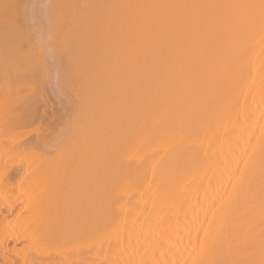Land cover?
Returning a JSON list of instances; mask_svg holds the SVG:
<instances>
[{
  "label": "bare ground",
  "instance_id": "bare-ground-1",
  "mask_svg": "<svg viewBox=\"0 0 264 264\" xmlns=\"http://www.w3.org/2000/svg\"><path fill=\"white\" fill-rule=\"evenodd\" d=\"M52 1L75 130L0 211L29 245L0 264H264V0Z\"/></svg>",
  "mask_w": 264,
  "mask_h": 264
},
{
  "label": "rangeland",
  "instance_id": "rangeland-1",
  "mask_svg": "<svg viewBox=\"0 0 264 264\" xmlns=\"http://www.w3.org/2000/svg\"><path fill=\"white\" fill-rule=\"evenodd\" d=\"M37 1L38 0H36V1L31 0L30 2H29V0H13V2H12V0H0V23H1L0 24V44H1L0 45V60H1L0 65H2L4 67L3 68L2 66H0L1 69L3 68L2 70H0V83H2V85L0 84V88L2 89V90L0 89L1 90L0 91V100L1 99L3 100V102H2V100L0 102V112H1L0 113V135L2 136V134H4L3 138L0 137V141H1L0 142V168L2 165V168L5 167V169L8 167H9L8 169H11V170H16V168L21 169V170L26 169V174L24 173L25 175H22L20 178L8 179V180L4 181V183L2 184V186H4V188L0 189V211L2 213L5 212V208L9 205V202L12 201L14 193H17V191L19 192V190H17L16 188H20V186L18 187L17 184L20 185L22 183V185H21V187H22L23 184L25 183L24 182L25 180H27L28 182L31 181L30 176L33 175L32 172H34L37 169V166H38L40 160L43 159V158H41L40 155L42 154V156L45 157L47 155L46 151L48 153H51V152L53 153L55 150L54 146L55 145L60 146L61 143H63L62 139L64 140L67 136H69V134L72 135L74 133V131L72 133V128L75 130L74 126H72L73 119L75 118V116H74L75 114H72V113H74V111H75V109L73 108V104L76 100L75 99L76 97H74L73 90L70 91L67 89V92H66V89H63V88H65V86H64L65 83L63 85V80H65V79H63V77H62L64 72H65V71H63V68H64L63 64L65 63V61H63L61 63L59 62L60 66H58L59 63H57L59 56H61L62 53L64 54V52L60 50V47H57V46L55 47L54 45H52L53 36L57 37L56 38L57 45H59V43H61V41H62L61 37L62 36L59 35L58 33L60 31L62 33V28L59 27L58 29H56V31L58 33L55 32L56 33V35H55V33H54L55 30H54V26H53V23L55 24V15L51 13L52 11H50L52 8V5H53V1L52 0H44L45 3L43 2V0H39V2H37ZM20 3H21V5H20ZM26 3H29V5L27 6ZM1 6H2V9H1ZM11 6H13L14 11H12ZM37 6H38V8H36ZM39 6H42L40 13L38 10V9H40ZM43 8L45 10H43ZM31 9L33 10L34 13L36 12L35 16H34V13H31ZM42 12L44 15L42 14L40 16V14ZM20 13H21V16H20ZM51 14H52V16H51ZM19 16H20V18H19ZM33 16L36 18H34ZM44 16H46V21H45ZM30 18H32V19H30ZM47 18H50L51 20H49L47 22ZM21 19L23 20V22ZM36 19H38V21ZM5 21H6L7 25H5L6 24ZM24 21H25V23H24ZM36 21H37V23L39 21L40 22L43 21L42 22L43 26H42V23L39 22L37 24L38 26L35 27L36 24L34 23L35 24L34 25L32 23L36 22ZM28 22H29L30 26H28L29 25ZM49 23H50V25H49ZM14 24H16V25H14ZM20 24H22L25 31ZM40 24H41V26H40ZM45 24H47V26ZM4 26H6V27H4ZM37 27H38V29H36ZM40 27H41L42 31H44L43 33L45 34V36L47 35L48 38L44 37L42 31H40ZM46 29H48V30H46ZM45 31H47V32H45ZM28 32H30V34ZM40 32H41V35L43 36L41 38H40ZM48 32H50V33H48ZM62 35H63V33H62ZM23 38H24V40H23ZM34 40H35V42L36 41L37 42L35 43ZM45 41H48V42H45ZM50 42H51V45H49ZM39 43L41 45H39ZM37 44H38V46H37ZM44 44L47 48L44 46ZM43 50H45V51L50 50L49 53H46V54H49V55H47V58H46V56H44L46 54H45V52L43 53ZM6 51H7V53L9 52V54H7ZM25 53H26V55H25ZM10 54H16L17 59L15 58V60H17V61L15 63L12 62L13 61L12 59H10L12 57V55L10 57ZM55 54H56V56H55ZM3 56H5V57H3ZM57 56H58V58H57ZM30 57H33L34 59L33 60H32V58L30 59ZM23 58L27 62H24ZM8 59H10L12 61H10ZM32 61H35V62L37 61V64L34 65V68H33ZM17 62H18V64H17ZM16 65H18V66H16ZM8 67H10V68H8ZM37 67H39V68L37 69ZM59 67H61V68H59ZM35 69H37V70H35ZM43 69H46L45 70L46 72ZM60 69H61V72H60ZM7 70L10 72L8 73ZM24 70H25V72H24ZM50 72H52L53 74H50ZM2 73L4 76L2 75ZM47 75H48V77H47ZM51 75H52V77H51ZM53 76H54V78H53ZM55 80H56V82H55ZM50 81H52V84ZM39 83H40V85H39ZM6 85H10L11 87L10 86H9L10 88L8 86L6 87ZM54 85H55V87H54ZM36 87L39 89L37 90ZM5 88L6 89L8 88V90H5ZM11 89H15V90H13L15 96H13V92H11L12 91ZM57 90H58V92H57ZM16 91H17V93H16ZM48 91H49V93H48ZM5 92H6L7 96L5 95ZM50 92H51V94H50ZM54 92H56L57 94ZM19 96H20V98H19ZM65 96L69 97L70 100H69V98H65ZM13 97L15 99H12ZM10 100L12 101V103L10 102ZM4 104H5V107H4ZM6 104H8V105H6ZM71 105H72V108H71ZM68 106H69V109H68ZM67 109H68V111H67ZM73 109H74V111H73ZM41 110L45 113V114H43L44 116L42 115L43 112ZM6 112H8L9 115H7ZM64 112H66V115H64L65 114ZM67 113H69L70 116H68ZM2 115H4V116H2ZM30 116L33 117L34 119L32 121H30V123L25 122V120L30 118ZM56 120H57V122H56ZM69 121H71L72 123ZM31 122H33V123L31 124ZM56 125H57V127H56ZM35 127H37L38 129L41 128L38 132V134L40 136L37 134V132H36L37 130H35L36 129ZM11 129H13V130H11ZM24 129H25V131H24ZM58 129H59V131H58ZM18 130H20V131H18ZM65 130H66V134L64 132ZM60 134H61V136H60L61 140L58 138ZM19 135L21 136L20 138H19ZM4 137H6V139ZM36 139H37V141H36ZM58 140H60V141H58ZM41 141L44 144L41 143V145H40ZM56 141H58V142H56ZM59 142H60V144H58ZM49 146H51V148H49ZM37 147H38V149H37ZM6 148H7V150H6ZM29 148H30V150H29ZM36 151L39 153L41 152V154L37 155ZM43 152H44V154H43ZM1 153L4 155H2ZM67 157H69V156H67ZM8 161H9V163H8ZM67 161H68V159L65 161L63 160L65 166H67L66 165ZM5 163H7V164H5ZM11 163H13V164H11ZM65 166H64V168H65ZM29 173H31L32 175H30ZM22 178H24V180H22ZM25 184L28 185L27 183H25ZM25 184H24V186H25ZM2 186L0 185V187H2ZM8 191H11V192H8ZM2 199H3V201H2ZM5 202H6V204H5ZM17 209H18V207H17ZM21 212L23 213V210H21ZM12 215L8 216L9 220H8V224L6 226V229H9L10 232L9 231L4 232L6 235H8V237L6 235H2V233H1L0 234V240L5 238V240H6L5 242H6L7 246H23V245L29 246L27 244V241H24L23 239L20 240L21 237H20V239L18 238V241L15 242L14 245L12 244L13 243L12 239L9 240L10 237H13L12 235L15 236L16 232L22 231V229H23V226L18 225L16 223L17 221L14 222V217Z\"/></svg>",
  "mask_w": 264,
  "mask_h": 264
}]
</instances>
